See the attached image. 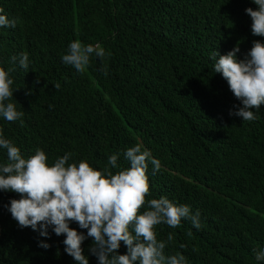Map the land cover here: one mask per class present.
<instances>
[{
  "label": "trees",
  "instance_id": "16d2710c",
  "mask_svg": "<svg viewBox=\"0 0 264 264\" xmlns=\"http://www.w3.org/2000/svg\"><path fill=\"white\" fill-rule=\"evenodd\" d=\"M249 7L258 6L252 0H0V14L17 20L15 28L0 27V67L15 68L13 98L5 103L24 113L13 122L0 116L4 138L24 158L43 150L50 166L71 153L69 164L83 160L103 171L116 154L113 174L130 167L125 153L139 144L161 164L154 172L148 161L147 199L166 197L200 212V229L187 218L178 228L155 227L165 257L264 264L256 260L264 250V105L252 109L254 121L230 116L240 101L212 59L237 45L243 59L254 40L264 42L251 33ZM76 40L105 50L83 73L62 62ZM22 53L27 71L10 60ZM6 162L0 148V164ZM19 198L0 191V264H77L64 251V235L49 228L42 237L18 226L4 206ZM70 227L87 235L76 223ZM92 244L85 239L83 254L98 264ZM126 251L121 242L118 253Z\"/></svg>",
  "mask_w": 264,
  "mask_h": 264
},
{
  "label": "clouds",
  "instance_id": "9594fccd",
  "mask_svg": "<svg viewBox=\"0 0 264 264\" xmlns=\"http://www.w3.org/2000/svg\"><path fill=\"white\" fill-rule=\"evenodd\" d=\"M252 2L258 6L257 9H245L251 18V33L264 37V0ZM3 12L4 9L0 8V13ZM16 25L15 18L0 14V27L15 28ZM239 52L238 45L224 55L214 52V71L222 75L234 97L240 101L229 115L241 117L243 121H254L258 117L252 109L264 105V42L254 40L243 59H238ZM92 56L102 59L105 50L99 44L84 45L76 40L69 44L62 62L83 73ZM10 60L13 64L18 60L26 71L29 68L27 53L12 56ZM13 71L14 67L8 70L0 67V116L9 122L24 115L17 111L14 103H5L13 98V79L10 78ZM55 88L58 89L59 84H55ZM0 148L7 150V162L0 164V191L20 196L19 199H11L4 207L20 228H31L42 237H49V228L56 236L64 235V251L77 264H89L82 249L83 242L89 237L93 239L89 252L97 258L98 264H187L181 253L165 257L166 243L157 240L155 227L166 223L171 228H178L182 218H187L196 229H200V212L192 214L190 206L174 204L166 197L147 199L150 195L148 161L154 166V172L159 171L161 164L151 157L149 151H141L139 144L125 153L130 167L115 174L110 169L118 166L116 154L109 156L110 168L106 166L103 171L83 160L78 165L69 164L71 153L56 159L50 166L48 156L41 149L24 158L20 149L4 138L2 129ZM145 206L147 210L141 214ZM71 223L87 229V235L71 228ZM191 234L188 233L189 236ZM172 240L170 233L168 241ZM121 242L127 248L126 254L118 253ZM38 246L50 248L45 242ZM256 260L264 261V250L256 252Z\"/></svg>",
  "mask_w": 264,
  "mask_h": 264
}]
</instances>
